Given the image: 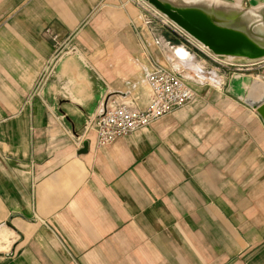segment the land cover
I'll return each instance as SVG.
<instances>
[{
	"label": "crops",
	"instance_id": "1",
	"mask_svg": "<svg viewBox=\"0 0 264 264\" xmlns=\"http://www.w3.org/2000/svg\"><path fill=\"white\" fill-rule=\"evenodd\" d=\"M169 29L135 0H0V264H264L255 78ZM159 68L195 98L98 148L90 122L145 109Z\"/></svg>",
	"mask_w": 264,
	"mask_h": 264
},
{
	"label": "water",
	"instance_id": "2",
	"mask_svg": "<svg viewBox=\"0 0 264 264\" xmlns=\"http://www.w3.org/2000/svg\"><path fill=\"white\" fill-rule=\"evenodd\" d=\"M143 1L214 56L246 61L264 59V8L244 11L208 0ZM239 78L234 76L235 81ZM245 88V95L238 99L256 110L264 123V83L253 80ZM86 147L87 143L83 144L80 153Z\"/></svg>",
	"mask_w": 264,
	"mask_h": 264
},
{
	"label": "built area",
	"instance_id": "3",
	"mask_svg": "<svg viewBox=\"0 0 264 264\" xmlns=\"http://www.w3.org/2000/svg\"><path fill=\"white\" fill-rule=\"evenodd\" d=\"M135 1L149 7L143 0ZM166 22L173 26L169 21ZM175 29L178 34L190 40L177 27ZM147 86L152 100L145 109L131 110L125 105L113 103L90 122L88 128L94 132L98 148L149 126L159 118L187 106L195 98V92L186 80L167 69H156L148 77Z\"/></svg>",
	"mask_w": 264,
	"mask_h": 264
},
{
	"label": "rangeland",
	"instance_id": "4",
	"mask_svg": "<svg viewBox=\"0 0 264 264\" xmlns=\"http://www.w3.org/2000/svg\"><path fill=\"white\" fill-rule=\"evenodd\" d=\"M223 1H225L227 3V1H229V0H223ZM149 8L155 13V15L157 17L159 16L160 18H163L164 20H166L164 17H162L161 14H159L157 11H155L152 7L149 6ZM241 9H239V10H241ZM173 26L172 25L170 26L169 32L171 34L170 38H171L172 42L175 44V43H177V40L183 41L184 36L178 37V35H176L174 33V32H177L178 30H176L175 29L176 27L174 28ZM201 51L204 52V54H209V53H207V51H204V50H201ZM219 60H221L220 61L221 64H224V66H227V68H228V70L222 71V73H224V74L234 73L235 75H245L248 80H250L253 77V78H255V80H258V78H259V79H261V82L264 81V62L263 61L248 62L246 60H241V61L235 62L236 65H226V63H225L226 60L224 58H220ZM210 66L213 67V65H210ZM250 76H252V77H250Z\"/></svg>",
	"mask_w": 264,
	"mask_h": 264
},
{
	"label": "bare ground",
	"instance_id": "5",
	"mask_svg": "<svg viewBox=\"0 0 264 264\" xmlns=\"http://www.w3.org/2000/svg\"><path fill=\"white\" fill-rule=\"evenodd\" d=\"M210 2H212L213 4L216 3V0H208ZM175 27V26H174ZM187 36V35H186ZM191 42H193L194 44H196L197 46L201 47L204 51H207L206 48H204L203 46H201L200 44H198L197 42H195L194 40H192L189 36H187Z\"/></svg>",
	"mask_w": 264,
	"mask_h": 264
}]
</instances>
